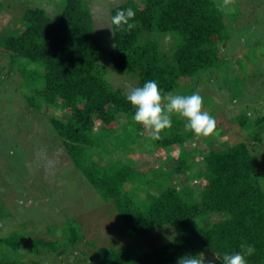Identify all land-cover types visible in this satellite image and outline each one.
Masks as SVG:
<instances>
[{"label": "trees", "instance_id": "obj_1", "mask_svg": "<svg viewBox=\"0 0 264 264\" xmlns=\"http://www.w3.org/2000/svg\"><path fill=\"white\" fill-rule=\"evenodd\" d=\"M23 7L15 26L0 34L5 37L0 53L9 59L7 71L0 66V80L14 81L28 106L49 116L56 139L115 209L130 240L92 245L85 234L87 219L82 228V221L70 217L61 229L63 239L37 237L28 244V232L6 223L4 233L0 231V264H57L63 254L73 255L83 244L97 250V264H178L187 256L199 264H222L225 254L251 244L256 252L247 257L248 264H264V115L256 114L260 107L230 116V122L253 128L246 140L204 151L192 147L196 136L176 115L172 126L153 140L133 121L135 109L126 101L133 88L155 80L162 95L198 93L203 108L210 106L211 96L195 81L205 89L219 85L231 102L239 103L250 96L244 89L251 86L256 95L244 101L259 104L264 99V70L247 72L248 61L230 50L243 47L256 54L260 49L264 55L260 0H114L110 52L98 33L90 0H49ZM129 8L135 15L115 24L117 13ZM157 34L170 36L167 49ZM224 67L228 73L221 79ZM121 80L132 82V87L118 85ZM45 105L63 115L46 113ZM97 119L103 127L95 130ZM216 130L225 133L217 122ZM212 137L203 138L209 142ZM147 141L156 148L146 147ZM170 147H175L173 152L167 151ZM139 148L154 155L159 167L137 168L144 156ZM194 180L200 181V188ZM161 229L171 232L170 240L145 252L135 248L136 240ZM29 254L36 260H26Z\"/></svg>", "mask_w": 264, "mask_h": 264}, {"label": "rangeland", "instance_id": "obj_2", "mask_svg": "<svg viewBox=\"0 0 264 264\" xmlns=\"http://www.w3.org/2000/svg\"><path fill=\"white\" fill-rule=\"evenodd\" d=\"M48 1L0 0V34L6 33L10 27L15 26L14 22L18 21L16 19L23 16L25 4L43 3L46 5ZM113 1L90 0L98 33L109 52L114 50L110 18ZM260 2L264 6V0H260ZM241 6L242 4L239 5V7ZM259 11V15L264 19V11ZM143 36L151 35L145 33ZM155 38L163 40L166 49L170 46L169 35L157 34ZM4 39L5 37L0 38V41ZM230 53L242 58L244 62L248 61L247 72H254L259 67L264 70V55L260 49L257 50L256 55L253 54V49L232 47ZM0 66L6 67V71L9 66L8 56L3 53H0ZM227 70L226 67L221 70V79L226 77ZM117 84L132 87V82L127 80H121ZM194 85L199 90L210 94L211 104L205 106L203 110L215 118L218 127L225 133H214L209 142L203 137H195L191 141L192 144L190 143L192 147L208 151L220 145L228 147L242 142L246 140L248 133L250 134L253 128L242 126L238 122H230V116L240 114L249 107V111L252 112L260 107V113L256 112V114L264 115V99H260L259 104L251 99L244 101L248 97L256 95L255 91L250 88L251 86H246L244 89L245 93L250 96L246 95L244 100H241L243 103H239L238 101L231 102L227 91L221 90L219 85H214L209 89H205L204 83L198 85L195 81ZM43 110L50 115H63L58 109L47 105ZM256 114H253L254 117ZM101 127L103 124L97 119L94 128L98 130ZM121 130H126V126L122 125ZM144 132L146 135H152L147 128L144 129ZM56 137L49 116L28 106L14 81L0 80L1 233H4L3 230L7 227L6 223H12L21 232L29 233L26 238L28 244L37 237L59 240L63 239L61 229L67 226L68 218L71 217L70 219H76L78 223L82 221L81 224L79 223L81 227L82 224L86 227L85 219H87L90 225L88 224L89 229L85 231V234L87 241L92 245L98 244L100 247L123 245L128 242L130 237L125 230L124 222H121L112 205L107 204L97 190H94ZM144 145L148 148L154 147L151 141L144 142ZM174 148H167V151L173 152ZM139 150L141 155L144 153V156L136 164L137 168L147 171L151 166L159 167L160 164L154 155L146 154L142 148ZM157 152L160 153V150ZM176 153L174 152L178 156V147ZM195 157L199 158L196 162L199 164L201 162L199 161L200 154L196 153ZM176 162H180V160L177 159ZM194 183L199 188L201 187L200 181L194 180ZM51 227L57 228V231L51 232L49 230ZM170 238L171 232L161 229L151 233L147 238L136 240L135 248L140 252H145L150 248L164 244ZM81 246V250H75L73 255L63 254L56 260L57 264H97V250L88 244ZM25 259L36 260L31 254Z\"/></svg>", "mask_w": 264, "mask_h": 264}, {"label": "clouds", "instance_id": "obj_3", "mask_svg": "<svg viewBox=\"0 0 264 264\" xmlns=\"http://www.w3.org/2000/svg\"><path fill=\"white\" fill-rule=\"evenodd\" d=\"M134 15L135 12L129 8L118 12L113 21L120 26L122 18H131ZM126 101L135 109L133 121L149 129L153 140L159 139L161 133L172 126V115L183 118L186 121V130H190L196 137H209L216 133V120L203 110V98L196 92L190 95H162L158 83L148 80L142 87L128 92ZM162 102L166 103L162 106ZM240 247L239 252L225 254L222 264H248L247 257L253 256L256 248L251 244H241ZM178 264H199V261L195 257L187 256L180 258Z\"/></svg>", "mask_w": 264, "mask_h": 264}]
</instances>
